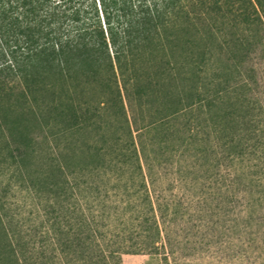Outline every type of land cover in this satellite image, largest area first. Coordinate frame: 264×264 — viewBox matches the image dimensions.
Returning a JSON list of instances; mask_svg holds the SVG:
<instances>
[{"label":"trees","instance_id":"16d2710c","mask_svg":"<svg viewBox=\"0 0 264 264\" xmlns=\"http://www.w3.org/2000/svg\"><path fill=\"white\" fill-rule=\"evenodd\" d=\"M99 3L103 24L95 3L0 0V264H108L150 232L169 248L173 160L264 227V0Z\"/></svg>","mask_w":264,"mask_h":264},{"label":"rangeland","instance_id":"374dc122","mask_svg":"<svg viewBox=\"0 0 264 264\" xmlns=\"http://www.w3.org/2000/svg\"><path fill=\"white\" fill-rule=\"evenodd\" d=\"M74 1L81 11L95 3L104 23L99 0ZM261 66L263 71L264 61ZM173 164L155 184L156 195L169 205V248L162 232L145 233L137 238L136 254L107 255L108 264H264V227L254 222L259 217L245 223L240 200L218 197L219 182L213 178L196 183L190 180L193 175L177 181L175 160ZM7 182V176H0L1 186ZM5 203L11 232L25 245V192L13 188Z\"/></svg>","mask_w":264,"mask_h":264}]
</instances>
